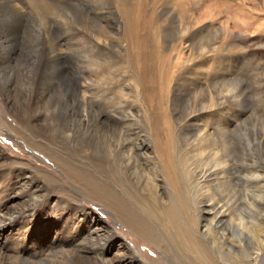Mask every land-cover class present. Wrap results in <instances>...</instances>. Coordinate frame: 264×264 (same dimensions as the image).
<instances>
[{
  "label": "rangeland",
  "instance_id": "obj_1",
  "mask_svg": "<svg viewBox=\"0 0 264 264\" xmlns=\"http://www.w3.org/2000/svg\"><path fill=\"white\" fill-rule=\"evenodd\" d=\"M8 1L0 0V264H178L167 241L152 245L87 197L58 157L128 203L135 194L167 203L175 164L201 221L208 208L228 209L220 227L231 237L238 219L239 264H264V0H49L62 17L50 26L32 9L11 13ZM229 249L225 264H237Z\"/></svg>",
  "mask_w": 264,
  "mask_h": 264
},
{
  "label": "bare ground",
  "instance_id": "obj_2",
  "mask_svg": "<svg viewBox=\"0 0 264 264\" xmlns=\"http://www.w3.org/2000/svg\"><path fill=\"white\" fill-rule=\"evenodd\" d=\"M53 4L49 0H9L6 3L7 9L11 13L17 14V15L22 16V17L25 14L22 13V11L20 10V7H21V9H26V11L28 9H32V12L31 11L30 12L33 15L36 14V16L39 18L40 17L43 18L45 23H47V25H49V26L51 24H60L61 19H62L61 14H60V10L58 9L57 6H55ZM141 4H142V2H141ZM139 7H140V5H139ZM127 15H129V14H127ZM132 18H133V16H132ZM134 25H136V24L133 23V26ZM49 28H51V27H49ZM46 51H47V49H46ZM51 52L52 51H50V53ZM58 53H59V51H58ZM61 53H62V50H61ZM63 57L64 56H62V58ZM77 107H78V105H77ZM77 118L79 119V112H78V116L75 115V120L73 122L74 127L77 126V124L80 122V120H78ZM65 131H63V133ZM73 131H75V130H73ZM65 135H66V132H65ZM60 149H62V148H60ZM46 151H47V149H46ZM62 151H65V150H62ZM58 155H59V153H58ZM55 157H57V156H55ZM168 157H169V154L167 156V159H168ZM58 158L54 159V162L56 163V165L59 167V169L61 171L64 172L66 177L68 179H70V181L74 185L78 186L81 189V191L83 190L87 195H89L87 197H91L92 199H94V200L100 202L101 204L105 205L108 208V210L110 209L115 214V216L118 220H120L121 222H123L127 226L131 227L137 234H139L144 240L151 243L152 245L159 247L160 245H162L164 242L167 241L166 244L170 247V249H172V252L174 253L178 264H225V259H226L225 251H227V250H225V248H227V247H229L230 248L229 250L234 253V258L236 260H238L236 258V256L239 257V249H240L239 248V241H238V238L236 240L234 239V236H238V221H237L238 219L235 220V219H232L230 217L231 218L230 221H232L233 223L237 222L236 223V229L234 228V231L231 233V237H227V235L224 233L225 229H221V227H220V225H223V223H225V221L227 220V219H220V218L223 217L222 216L223 214L226 215V213L229 212L228 209H227L228 211L225 210V212H223V213H222V211L217 213L216 207L208 208V209H206L207 207H205V209L209 213L214 214V216H211V214H210L212 219H210V216H209L204 221H201L200 220L201 219V217H200V209L201 208L195 206V204L191 205L189 203V201L187 200V196L185 194L183 187L181 186V188H180L179 183L182 181L181 175L176 171L175 164L168 165V166H171V169L170 168L168 169L167 175L165 177V186L167 187V191H168L167 203H165L164 201H163L164 203H162V201H160L161 198L163 197L162 196L160 198L161 195H156V198L154 200L152 197L147 198L145 195H142V197L140 198V197L135 196L136 194L134 195V197H132L130 199V202L128 203L125 201L126 199L124 200L121 197V195L115 193L112 189H110V187L107 188L108 186L106 184L92 180L91 176L87 175L86 173L81 172L82 171L81 168L80 169L77 168L78 169L77 170L74 167L76 164H74V166L72 164V166H71L69 163H66L68 160L64 159V161H63V160H61L62 158L61 159H58ZM66 159H67V157H66ZM218 161H220V160H218ZM189 164H191L190 161H189ZM209 165H210V163H209ZM225 166H226L225 162H223V161L217 162V168H219L220 171H224ZM79 170H81V171H79ZM178 170H181L179 164H178ZM205 170H207V168H205ZM192 172H194V171H192ZM58 173H60V172H58ZM197 174H198V172H197ZM203 174H204V177L206 178V175L208 174V172L206 173V175L204 172H203ZM217 177H218V175L213 177V178H215L214 183H216L217 187L221 188L225 184V181H224L222 176L219 175V177H221V179H219ZM202 179L200 178V180L197 181V184L200 186V188L203 191L207 192V189L210 188L208 185L209 183L206 182L205 179L204 180H202ZM51 181L53 183H55V186L52 188H54L55 190H58L59 185H57V183H56L57 181L55 179H52V178H51L50 182ZM58 181H59V179H58ZM185 181H187V180H185ZM59 182H61V181H59ZM154 183H155V181H154ZM25 185H27V184H25ZM51 185H53V184L51 183ZM158 187H159V183H155L154 189H157ZM61 190H63V187ZM81 191H80V193L83 192V191L82 192ZM85 193H83V194L85 195ZM53 196L51 194V197H53ZM165 197H167L166 194H165ZM127 199H128V197H127ZM77 201H79V200H77ZM28 202L30 203L31 201H28ZM36 203H38V202H36ZM24 204H26V203H24ZM196 204L197 205H200V204L204 205V203H196ZM38 205H36V206H38ZM40 205H41V203H40ZM154 206L157 207L156 210L153 209ZM76 207H78V206H76ZM31 208H33V207H31ZM41 208L42 207H40V210H42ZM51 208L53 209L54 206H51ZM191 208L193 210H191ZM27 211H28V209H27ZM38 219H39V217H38ZM146 219H148V221ZM150 219L152 220V222L154 224L151 223ZM252 224H254V223H252ZM78 225L80 226V224H78ZM260 228L263 229L260 232V233H262L264 231V223L262 226H260ZM158 230L160 231V234H159ZM221 231H222V233H221ZM70 232L71 231L68 230L66 237L69 235ZM57 236H58V234H57ZM161 237H164V238H161ZM262 238H264V237H262ZM53 240H55V239H53ZM208 240H210V242ZM240 243H241V241H240ZM225 246H227V247H225ZM241 246H243V245H241ZM244 248H245V246H244ZM209 249H211V253H209ZM212 251H214L216 258L213 257ZM262 253H263V251H262ZM257 256L260 257L259 254ZM254 258H256V256ZM259 263L260 262H258L256 260V262H253L251 264H259ZM237 264H239V260L237 261Z\"/></svg>",
  "mask_w": 264,
  "mask_h": 264
}]
</instances>
